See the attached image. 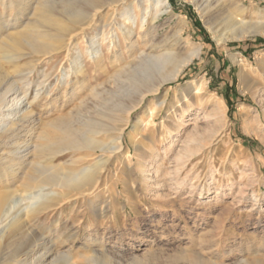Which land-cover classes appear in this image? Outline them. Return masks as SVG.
Masks as SVG:
<instances>
[{"label": "rangeland", "instance_id": "rangeland-1", "mask_svg": "<svg viewBox=\"0 0 264 264\" xmlns=\"http://www.w3.org/2000/svg\"><path fill=\"white\" fill-rule=\"evenodd\" d=\"M54 1L57 5L60 2ZM168 1L169 7L150 15L152 22L144 30H150L151 40L140 41L137 53L130 54L116 34L122 58L112 63L114 52H107L104 46V71L89 59L86 43L80 39L79 53L73 50L69 56L71 65L81 61L85 68L78 76L69 61L63 59L64 52L48 57L46 62L37 55L19 61L24 69L33 66L27 81L13 80L23 103L30 102L34 135L42 133L45 124L47 127L60 115H97L111 110L115 124L109 141L121 147L115 150L96 189L110 201L106 218L88 214L82 220L81 230L92 232L94 244L90 242L91 246L85 247L81 232L76 240H66L64 227H54L58 213L62 217L60 224L66 219L68 225L78 223L75 215L85 210L79 200L75 210L64 206L42 214L38 222L42 227L31 224V236L36 233L44 239L42 252L50 246L66 254L73 264H264V34L232 37V30L226 29L227 20L232 15L234 23L239 17L229 0L220 1L209 24L191 0ZM238 1L245 8L242 20L248 24L264 20V0ZM0 14L4 19L9 17L1 4ZM176 29H180V40ZM85 33L92 35L93 31L87 29ZM151 42L162 48L159 53L170 51L173 59L159 70L147 62L142 67L148 70L144 73L139 59L148 55ZM109 47L111 50L112 45ZM196 49L198 55L177 79L164 80L176 61ZM59 64L63 67L57 73ZM0 65L13 76L10 65L1 60ZM134 74L139 78L150 76L154 83L164 81L157 91L145 93L136 106L124 109L138 96L131 79ZM201 78L206 82V97L184 98L186 84ZM119 102L124 107L115 108ZM18 126L22 127V123ZM135 143L140 150L135 149ZM120 152L130 158L131 175L120 166ZM34 153L23 162L17 161L16 168L23 167L21 176L33 161L40 160ZM85 154L57 155L51 164ZM100 154L95 151L94 158ZM1 165L0 161V168ZM167 172L172 173L169 176ZM190 178L195 183L191 188H182L181 181ZM21 182L22 177L14 184L0 186L3 190L16 189ZM94 199L99 213L103 198L96 194ZM17 244L10 242L0 250V262ZM93 256L94 261H90Z\"/></svg>", "mask_w": 264, "mask_h": 264}, {"label": "bare ground", "instance_id": "bare-ground-1", "mask_svg": "<svg viewBox=\"0 0 264 264\" xmlns=\"http://www.w3.org/2000/svg\"><path fill=\"white\" fill-rule=\"evenodd\" d=\"M191 1L200 10L206 24L213 20L214 13L218 12L217 9L221 3V0ZM58 3L57 5L54 0H0L3 13L9 12L8 19H4L0 14V60L12 67L11 74H13L10 77L8 72L1 69L0 65V122H4L0 127V154H3L0 158L2 162L0 183L7 186L8 183L14 184L22 177V182L16 189L3 190L0 186V250L6 249L10 242L18 243L15 249L7 253L0 264H57L61 261L62 264H71L72 262L70 263V258L66 254L62 252L59 254V252L53 251L50 246L45 252H42L44 239L36 233L31 236L30 232L32 231L31 224L43 226V224L38 225L42 214L64 206H69L75 210L79 200H81L80 206L83 205L86 211L83 210L81 214L75 215L78 223L68 225L66 219L60 224L62 217L58 213L54 227L55 229L57 225L64 227L68 233L66 240H76L75 238L81 232L85 236V247H90L91 243L94 244L92 232L84 233L85 230H81L82 220L88 214L98 219L106 218L110 201L103 197L101 192H96V189L101 174L107 169L112 156L117 153L115 150L120 151L121 149L120 145L114 146V142L109 141L115 124L111 110L100 111L97 115L77 114L78 116L75 117L72 113L65 116L60 115L47 124L49 129H46L48 126L46 127L45 124V130H42L43 132L39 135H34L33 111L30 102L23 103L24 99L19 97L13 80L15 78L27 81L33 66L24 69L19 65V61L37 55V59L46 62L48 57H57L64 52L63 59L69 61L72 72L78 76L84 73L85 68L81 61L71 65L72 60L69 56L73 50L79 53L78 39H80L86 43L85 51H89V59L104 71L106 69L103 66L105 59L103 48L105 45L108 47L107 52H114L112 63L119 62L122 58L121 54L118 53L116 34H118L119 39L124 41L128 52L130 54L135 53L139 48L140 41L145 43L151 40L150 30H144L145 25L149 26L152 22L149 20L150 15L170 6L168 0H60ZM228 4L235 15L239 17L234 23L232 22V15L227 20L229 25L227 23L226 29L232 30L230 34L232 37L240 38L251 34H264V20L248 24L240 18L245 11L243 5L238 0H229ZM12 14H14L13 19L9 20ZM156 17L154 19H157ZM137 28L139 30L136 31ZM9 29L15 30L6 32ZM87 29H91L93 34L85 33ZM134 36L136 39H133ZM176 36L178 40L182 38L180 29H176ZM110 45H112L111 50H109ZM148 49V55L144 56L143 59L138 56L140 62L137 64L141 66V72L145 73L146 69L142 67L147 62L156 68L155 70H159L173 59V54L170 51L166 50L165 53H159L158 51L162 48L153 42L150 43ZM198 53L199 49H196L188 56L176 61L168 74L169 77L164 80L177 79L184 67ZM62 67L60 64L57 65L56 72L60 73ZM148 77L150 78V76L139 78L134 74L131 79L134 81V87L138 90L137 99H132L131 104L127 105L128 107H124L122 102L116 103L115 108H133L145 98V93L148 95L149 92L157 91L164 81L154 83L155 80ZM64 84L63 96L66 95L67 81ZM74 90L75 87L69 93L71 97L74 95ZM183 90L184 98L195 95L202 99L207 95L205 79L201 78L197 81L188 82ZM94 94L96 95V93ZM19 123H22V127L18 126ZM97 135L104 138L98 139ZM134 146L136 150H140L139 144L135 143ZM33 151L40 160L33 161L29 171L21 176L23 167L18 170L16 168L17 161L23 162ZM95 151H100L99 157L94 158ZM82 152H86V154L75 159L69 157L56 165L51 164V160L57 155ZM138 155L143 158V155ZM118 156L120 166L131 175L132 165H129L128 161L130 158L126 159L125 153L121 152ZM30 161L32 160L30 159ZM122 167L120 168L122 169ZM105 173L107 175V172ZM171 173L167 172L166 174ZM126 175L128 174L126 173ZM3 178L4 180H1ZM194 183L193 178L185 179L181 181V187L188 188ZM96 194L103 198L99 213H97L98 209L94 199ZM17 195H20L19 199H16ZM54 213L56 212L54 211ZM67 216L69 218L70 215ZM38 232L40 233V231ZM100 245L99 243L98 246ZM100 251L102 252V249ZM68 254L70 253L68 252ZM90 261H94V256L91 257Z\"/></svg>", "mask_w": 264, "mask_h": 264}, {"label": "trees", "instance_id": "trees-1", "mask_svg": "<svg viewBox=\"0 0 264 264\" xmlns=\"http://www.w3.org/2000/svg\"><path fill=\"white\" fill-rule=\"evenodd\" d=\"M206 42H209V41H206Z\"/></svg>", "mask_w": 264, "mask_h": 264}]
</instances>
